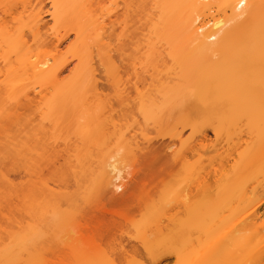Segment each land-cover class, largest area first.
I'll use <instances>...</instances> for the list:
<instances>
[{
  "label": "bare ground",
  "instance_id": "bare-ground-1",
  "mask_svg": "<svg viewBox=\"0 0 264 264\" xmlns=\"http://www.w3.org/2000/svg\"><path fill=\"white\" fill-rule=\"evenodd\" d=\"M187 1L191 9L208 5L206 0ZM50 2L54 26L66 27L64 16L69 0ZM218 6L227 14L198 24L196 18L188 16L181 27L193 51L207 56L224 51L225 57L210 58L181 74L159 76L156 72L147 80H127L122 87L114 84L117 107L97 104L86 111L66 114L73 133L67 142H48L35 124L32 144L9 150L7 156L11 158L31 153L30 163L16 170L18 184L7 179L8 169H0L5 186L20 190L27 187L33 196L31 264H47L48 255L55 256L61 264H138L137 257L149 264H170L171 258L172 264H264V240L260 238L264 210L259 213L264 206V0H222ZM13 12V8L7 10L11 20L28 29L35 48L45 47L47 42L40 33L42 12H31L24 20L13 16ZM72 22V44L80 63L86 44L82 28ZM20 31L15 34L4 26L0 38L7 52L14 53L22 78L25 75L31 83L57 85L58 96L65 98L63 94L76 82V72L84 68L88 77L92 76L93 96L99 94L90 63L76 66L65 81L60 76L66 65L48 58L32 60V50ZM99 36L96 33L97 42L101 41ZM230 41L236 43L229 44ZM171 51L181 50L175 47ZM105 57V66L119 74L112 57ZM12 63L7 57L4 70L14 75ZM129 92L134 93L132 99ZM25 93L27 97L29 92ZM128 101L134 106H128ZM58 115L57 108L46 107L40 118L53 120ZM137 117H143V122ZM199 119L202 124L196 125ZM257 121L263 122L257 132L245 131L244 127ZM237 124L245 138L242 134L234 140L232 135L227 136L223 154L219 151L220 129ZM163 126H171L170 131L162 134ZM186 129L190 134L181 140ZM208 130L213 139L207 136ZM150 132L155 136L147 137ZM175 140L180 147L173 151ZM102 142L116 144V152L123 149L131 154L132 170L127 180L122 181L112 155L100 163L94 160L91 148ZM207 151L214 153L212 158L205 156ZM209 165L212 169L204 172ZM180 171L186 172L183 175ZM250 178L255 179L245 184ZM95 179L101 187L91 190ZM175 179L191 183L170 197L167 186ZM159 187L160 202L149 207L145 199ZM196 196L198 200H193ZM9 211L13 213V209ZM58 213L64 215L65 234L58 233L62 224L53 220ZM136 213L152 218L155 224L153 241L147 244L143 240L142 250L133 245L124 248L119 234L129 216ZM230 219L233 221L229 223ZM220 229L223 231L216 237ZM210 241L215 245L212 250L208 248ZM236 241L240 249L229 248ZM92 249L98 251L91 257L88 251ZM0 264H18L16 250L8 249Z\"/></svg>",
  "mask_w": 264,
  "mask_h": 264
},
{
  "label": "rangeland",
  "instance_id": "rangeland-1",
  "mask_svg": "<svg viewBox=\"0 0 264 264\" xmlns=\"http://www.w3.org/2000/svg\"><path fill=\"white\" fill-rule=\"evenodd\" d=\"M69 2L64 16L66 27H55L50 16L52 10L50 0H0V30L4 26L11 29V32H15V34L18 29L21 30L22 39L32 50L30 53L32 60L48 58L50 62H53V59L57 63L63 62L66 65V70L60 78L65 81L71 77L76 66L80 65L81 68L85 61L90 63L94 69L93 78L98 85L97 93H99L97 96H93L90 87L92 76L88 77L84 68L76 72V82L68 92L63 94L65 98L58 96L57 85L31 83L24 75L23 77L27 79V82L22 78L23 73H20V66L15 60L14 53L9 54L7 52V48L0 38V67L2 69L0 72V169L2 171L3 168L8 169L7 179L13 180L16 184L20 180L15 176L16 170L20 165L27 166L30 163L31 153L26 151L22 156L16 158H11L7 154L9 150L22 148L27 145L26 143L32 144V128L35 124H38L35 127L48 138V142L63 144L73 137L70 121L65 118L66 114H71L69 113L71 111L75 113L86 111V108L93 105L97 106V104L105 107H117L113 91L114 84L122 87L127 80L135 81L143 78L147 80L150 74L156 72L159 73V76L173 73L181 74L184 70L186 72L188 68L197 67L203 62L206 63V60L209 62L210 58L219 59L226 55L224 51H217L213 56L193 51L191 49L193 46L188 44L184 38L181 27V22L188 16L192 19L196 18L195 23L198 24L211 20L213 17L226 15L227 13L225 14L218 6L222 0H206L207 6L195 9H191V4L187 0H69ZM9 8H13V16L19 15L21 20H24L31 12L37 10L42 12L40 33L42 39L45 38L44 41L47 42L45 47L35 48L32 35L28 29L20 27L21 24L18 25L16 21L11 20V16L7 13ZM72 20L82 28L86 44L85 50L81 54L82 61L80 63L79 53L72 44L74 40ZM65 33L64 38L57 41ZM96 33L100 34L101 43L96 41ZM228 43L235 44L236 42L230 41ZM105 44H109V46L107 47ZM102 46H105L104 51H101ZM175 47H179L181 51H171ZM109 49L111 50L109 51ZM108 54L118 66L119 74L112 73L113 71L105 66V56ZM7 57H11L13 60L10 69L15 70L14 75L13 71L8 74L9 71L4 70V65L6 69ZM11 79L15 80H12L13 84L10 82ZM10 84L13 85L12 89L9 88ZM139 87L141 88V85ZM13 90L16 93H13ZM127 91L130 90L127 89ZM25 92H29L27 97H24ZM129 96L132 99L134 93L129 92ZM128 106L133 107V102L128 101ZM46 107L57 108L59 115L53 116V120L52 117L41 119L40 113ZM137 118L139 122H143V117ZM83 120L84 118H80V121ZM128 122L130 123L131 120L129 119ZM147 122L150 121L147 120ZM201 122L202 120L199 119L195 121V124H202ZM262 124V121H257L248 128L244 127V129L252 133L257 132L263 126ZM170 128L171 126H163L160 131L162 134L167 133ZM219 133L218 137L222 146L219 151L223 154L227 147V136L232 135L234 140L237 135L242 134V137L245 138L243 132H240L238 124L230 128L227 126L225 129L221 127ZM189 134V129L184 130L181 140L187 139ZM154 136L155 133L150 132L147 137ZM207 136L209 139L214 138L209 130ZM115 146L116 144L112 142H102L97 147L91 148V155L98 163L112 155L113 159L111 160L115 161L117 168L120 169L121 179L125 181L129 178V173L132 170L131 154L123 151V149L116 152ZM179 147L180 142L175 140L173 151ZM213 154L210 151L205 152L207 158H212ZM211 169L212 166L209 165L204 172ZM226 170L228 169L226 168ZM185 172L180 171L179 173L184 175ZM253 180L247 179L244 183L248 184ZM188 183V180H172L167 186L170 189V197L182 191ZM100 187L101 183L95 179L90 189L95 190ZM161 189L162 187H159L155 191L156 193L145 199V203L149 207L160 202L161 192L159 193V191ZM198 198L196 196L193 200H198ZM32 200L33 196L27 187L23 190L18 187L8 188L0 179V258L8 249H15L18 264L32 263V247L29 240V228L33 225ZM9 209H13L12 214ZM263 210L264 206L259 209V213ZM63 218L64 215L61 213L55 214L53 217V220L62 224L57 229L59 234L68 232ZM232 221L233 219H230L229 223ZM154 225L152 218L141 216L138 213L129 216V222L125 223L121 228L122 231L119 232L124 248L129 249L133 245L142 250L143 240L150 244L149 242L153 241L155 235ZM63 226L65 227L63 228ZM222 231L223 229L218 230L215 236H219ZM194 236H197V233H194ZM260 238L264 240V230L261 231ZM214 247V243L210 241L208 248L212 250ZM229 248L238 250L240 249L239 243L236 241ZM97 251V249H92L88 251V254L92 257V254ZM262 255L264 257V250ZM48 258L50 262L47 264H61L56 262L53 255H48ZM137 260L139 261L138 264H149L148 260L138 257ZM173 260L171 258L170 261ZM171 262L170 264H172Z\"/></svg>",
  "mask_w": 264,
  "mask_h": 264
}]
</instances>
